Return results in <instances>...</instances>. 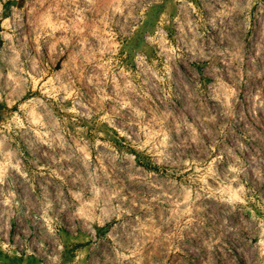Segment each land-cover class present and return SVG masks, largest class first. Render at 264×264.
Here are the masks:
<instances>
[{
  "label": "rangeland",
  "instance_id": "1",
  "mask_svg": "<svg viewBox=\"0 0 264 264\" xmlns=\"http://www.w3.org/2000/svg\"><path fill=\"white\" fill-rule=\"evenodd\" d=\"M0 264H264V0H0Z\"/></svg>",
  "mask_w": 264,
  "mask_h": 264
}]
</instances>
